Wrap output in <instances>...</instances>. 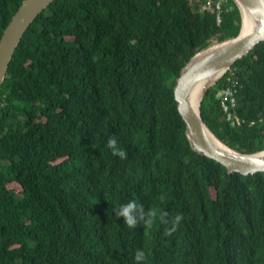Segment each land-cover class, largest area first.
<instances>
[{
  "label": "trees",
  "instance_id": "1",
  "mask_svg": "<svg viewBox=\"0 0 264 264\" xmlns=\"http://www.w3.org/2000/svg\"><path fill=\"white\" fill-rule=\"evenodd\" d=\"M22 1L0 0V36ZM196 2L55 0L30 25L0 92V264H264V173L192 150L177 110L183 66L242 25L234 0L220 24ZM232 68L245 122L219 106L229 72L201 117L231 148L262 151L264 42ZM131 200L151 224L115 216Z\"/></svg>",
  "mask_w": 264,
  "mask_h": 264
},
{
  "label": "water",
  "instance_id": "2",
  "mask_svg": "<svg viewBox=\"0 0 264 264\" xmlns=\"http://www.w3.org/2000/svg\"><path fill=\"white\" fill-rule=\"evenodd\" d=\"M55 0H24L0 36V92L13 54L35 19ZM242 25L236 37L214 43L196 53L183 66L174 85L177 110L192 150L224 166L229 174L264 173V150L242 153L222 142L203 121L201 104L207 90L232 68L236 61L264 42V0H234ZM245 21L247 32H243Z\"/></svg>",
  "mask_w": 264,
  "mask_h": 264
},
{
  "label": "clouds",
  "instance_id": "3",
  "mask_svg": "<svg viewBox=\"0 0 264 264\" xmlns=\"http://www.w3.org/2000/svg\"><path fill=\"white\" fill-rule=\"evenodd\" d=\"M107 146L111 149L113 155H118L121 158L125 157L126 153L124 151H121L117 146L116 139L110 138L107 141ZM135 210V212H134ZM114 214L116 217L120 218L122 217L125 221V223L129 227H135L138 223L142 224H151L153 220L157 217L156 211H145L144 207L142 205H138L135 200H131L127 202L126 204H122L119 208L114 209ZM167 213H160L159 219L161 223L167 224ZM182 219L181 215H176L174 217V220L172 221V227L169 229H166V232L170 233L175 230L177 224ZM134 259L139 262L143 261L145 259V253L143 250H137L135 253Z\"/></svg>",
  "mask_w": 264,
  "mask_h": 264
},
{
  "label": "built area",
  "instance_id": "4",
  "mask_svg": "<svg viewBox=\"0 0 264 264\" xmlns=\"http://www.w3.org/2000/svg\"><path fill=\"white\" fill-rule=\"evenodd\" d=\"M199 1V0H197ZM230 0H201L202 9L206 11L207 9L217 10V22L220 24L222 22V14L225 8L231 9L230 6H225ZM230 74L227 77V84L225 87L221 88L217 97L219 100V106L222 109L223 117L232 126H241L245 121L236 112L237 108V77L236 71L230 69L228 71ZM227 72V73H228ZM226 73V74H227Z\"/></svg>",
  "mask_w": 264,
  "mask_h": 264
},
{
  "label": "rangeland",
  "instance_id": "5",
  "mask_svg": "<svg viewBox=\"0 0 264 264\" xmlns=\"http://www.w3.org/2000/svg\"><path fill=\"white\" fill-rule=\"evenodd\" d=\"M196 10L199 11V12H204V9H202V2L201 0H199L198 2H196ZM199 7V8H198ZM233 69V68H232Z\"/></svg>",
  "mask_w": 264,
  "mask_h": 264
},
{
  "label": "bare ground",
  "instance_id": "6",
  "mask_svg": "<svg viewBox=\"0 0 264 264\" xmlns=\"http://www.w3.org/2000/svg\"><path fill=\"white\" fill-rule=\"evenodd\" d=\"M247 30H248V25H247V23L245 21V24L243 26V32L245 33V32H247Z\"/></svg>",
  "mask_w": 264,
  "mask_h": 264
}]
</instances>
